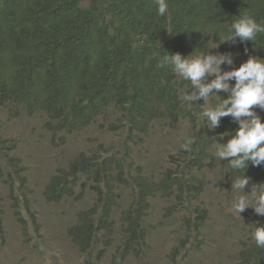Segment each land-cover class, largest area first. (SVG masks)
I'll return each mask as SVG.
<instances>
[{
    "label": "trees",
    "instance_id": "obj_1",
    "mask_svg": "<svg viewBox=\"0 0 264 264\" xmlns=\"http://www.w3.org/2000/svg\"><path fill=\"white\" fill-rule=\"evenodd\" d=\"M167 2L160 16L155 0H0V241L6 194L20 189L30 211L20 150H34L35 126L64 153L98 125L99 142L69 151L41 191L83 264H264L251 236L264 216L232 210L233 173L212 155L238 125L224 117L215 130L202 126L204 101L182 102L188 82L161 66L167 54L217 43L240 13L264 23V0ZM211 51L232 53L238 67L249 55L264 58V33ZM13 119L29 129L24 146L5 128ZM186 135L191 151L181 148ZM12 173L22 187L9 190ZM245 174V191L264 182V166Z\"/></svg>",
    "mask_w": 264,
    "mask_h": 264
},
{
    "label": "clouds",
    "instance_id": "obj_2",
    "mask_svg": "<svg viewBox=\"0 0 264 264\" xmlns=\"http://www.w3.org/2000/svg\"><path fill=\"white\" fill-rule=\"evenodd\" d=\"M155 2L157 14L164 16L168 11L167 0ZM259 33H264V23L258 22L250 12L240 13L227 26V35L218 36L219 39L215 40L217 43L207 45L206 49H194L187 56L179 52L167 54L161 61V66H171L175 78L188 82L180 96L182 102L191 105L201 99L204 101L205 106L198 117L202 126L206 123L209 130H215L224 117H231L238 125L234 132L228 134L230 138L226 143L215 141L212 155L219 161H228V169L234 177L231 190L235 195L231 208L239 216L249 207L257 216H264V182H252L250 191H245L250 185V177L245 174L249 164L254 167L264 166V119L257 111H264V58L249 55L235 67L232 53L213 52L211 49L218 48L223 42L235 43L237 38L240 43L256 41ZM225 65L227 69L222 67ZM189 88L192 91H188ZM220 93L227 95L222 96ZM193 143V138L186 135L181 148L191 151ZM11 178L12 175L6 177L7 189L10 190V186L18 189L21 186L20 180L16 177V185L10 181ZM18 194L12 195L15 198L14 206L17 205ZM251 236L256 246L264 249V225L255 223Z\"/></svg>",
    "mask_w": 264,
    "mask_h": 264
},
{
    "label": "rangeland",
    "instance_id": "obj_3",
    "mask_svg": "<svg viewBox=\"0 0 264 264\" xmlns=\"http://www.w3.org/2000/svg\"><path fill=\"white\" fill-rule=\"evenodd\" d=\"M4 125L10 134L20 132L21 146H24L30 139L29 129L23 123L19 124L13 119L12 121L7 120ZM35 128V137L32 139L35 140L30 141L34 150L28 148L20 150L23 157L21 164L27 168L24 172L27 175L23 184H26L28 188L22 187V191H26L30 211L23 214V209L20 208L25 200L20 189L16 198V206L12 205L15 198L6 194L7 238L6 241H0V264H83L84 258L66 241L64 231L62 232L57 223V217L51 213V204L41 195V191L50 172L56 166L63 164L69 151L72 152L77 147L85 148L91 142H99V139L95 137L102 128L96 125L90 129L91 131L83 132L76 144L66 149L64 153L59 147H49L45 143L46 140L41 137L39 127L35 126ZM108 133L107 138L116 141L115 132L108 131ZM106 141L109 142V140ZM10 181L17 185L15 173L12 174ZM225 208L227 209V206ZM225 208L220 207L223 211H226ZM15 209H18L19 215L24 218V223L18 222L15 218L16 215L13 212ZM213 212L220 213L216 207L213 208ZM126 264H139V262L130 259Z\"/></svg>",
    "mask_w": 264,
    "mask_h": 264
},
{
    "label": "bare ground",
    "instance_id": "obj_4",
    "mask_svg": "<svg viewBox=\"0 0 264 264\" xmlns=\"http://www.w3.org/2000/svg\"><path fill=\"white\" fill-rule=\"evenodd\" d=\"M63 147V146H62ZM84 147V146H83ZM76 152V151H75ZM74 154V153H73ZM91 154V153H90Z\"/></svg>",
    "mask_w": 264,
    "mask_h": 264
}]
</instances>
